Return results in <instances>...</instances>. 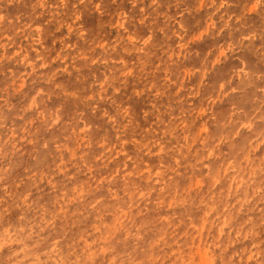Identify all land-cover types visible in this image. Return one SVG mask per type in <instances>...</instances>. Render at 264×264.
I'll list each match as a JSON object with an SVG mask.
<instances>
[{
	"label": "clouds",
	"instance_id": "9594fccd",
	"mask_svg": "<svg viewBox=\"0 0 264 264\" xmlns=\"http://www.w3.org/2000/svg\"><path fill=\"white\" fill-rule=\"evenodd\" d=\"M0 264H264V0H0Z\"/></svg>",
	"mask_w": 264,
	"mask_h": 264
}]
</instances>
